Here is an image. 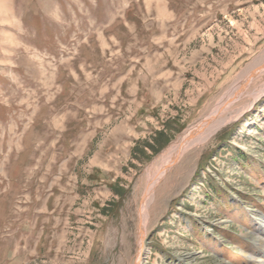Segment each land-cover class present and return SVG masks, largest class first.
<instances>
[{
  "label": "rangeland",
  "instance_id": "1",
  "mask_svg": "<svg viewBox=\"0 0 264 264\" xmlns=\"http://www.w3.org/2000/svg\"><path fill=\"white\" fill-rule=\"evenodd\" d=\"M261 65L264 0H0V264H264V93L155 182Z\"/></svg>",
  "mask_w": 264,
  "mask_h": 264
},
{
  "label": "bare ground",
  "instance_id": "2",
  "mask_svg": "<svg viewBox=\"0 0 264 264\" xmlns=\"http://www.w3.org/2000/svg\"><path fill=\"white\" fill-rule=\"evenodd\" d=\"M264 65L258 66L250 71L248 74L246 80L240 85L239 89L236 91L235 95L233 93L232 100L230 102H233L234 100L238 99L242 95V93L249 87V85L252 83V81L263 71ZM264 93V83L260 87V89L257 91L256 95L247 103H245L240 108L237 107L234 113L228 116H224L222 118H218L216 121H212V118L209 117L206 121H204L201 125V127L198 129V132L193 137H185L182 138L181 142H177L173 149L170 150L171 153L166 157L165 162L161 166V168L158 170L156 174L155 182L159 179V176L165 171L166 168H169V166L174 163L180 155L189 150L192 147H195L196 145L202 144L206 141V139L212 135L220 126L224 125L225 123L229 122L231 119L236 117L237 115H240L246 108L253 105L254 102ZM220 107V106H219ZM221 108V107H220ZM219 111V110H218ZM233 112V111H232ZM217 113H215L216 115ZM224 114V113H223ZM222 114V115H223ZM234 120V119H233ZM184 139V140H183ZM169 151V152H170ZM155 182L149 187L148 191L152 190L153 186L155 185ZM143 204V209H144ZM146 208V207H145ZM144 212V210H142ZM146 213V211H145ZM145 229L144 225L142 224L141 231H140V250H139V256H138V263L140 262V258L144 249L143 241L145 237Z\"/></svg>",
  "mask_w": 264,
  "mask_h": 264
}]
</instances>
